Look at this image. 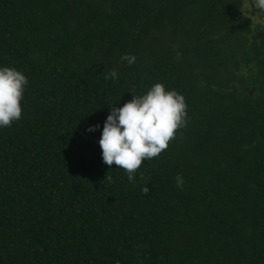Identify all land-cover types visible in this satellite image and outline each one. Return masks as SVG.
<instances>
[{
	"label": "trees",
	"instance_id": "obj_1",
	"mask_svg": "<svg viewBox=\"0 0 264 264\" xmlns=\"http://www.w3.org/2000/svg\"><path fill=\"white\" fill-rule=\"evenodd\" d=\"M241 6L0 0V67L29 80L0 128V264H264V13ZM155 83L188 124L129 182L99 140Z\"/></svg>",
	"mask_w": 264,
	"mask_h": 264
},
{
	"label": "clouds",
	"instance_id": "obj_2",
	"mask_svg": "<svg viewBox=\"0 0 264 264\" xmlns=\"http://www.w3.org/2000/svg\"><path fill=\"white\" fill-rule=\"evenodd\" d=\"M254 7L264 13V0H254ZM121 59L129 66L136 62L134 55L126 54ZM103 74L105 79L118 78L115 69ZM28 84V77L22 71L0 67V128L11 127L22 118V100ZM132 93L133 99L123 107H112L99 140L103 162L123 169L129 182H135L145 160L158 158L188 124L186 98L175 89L168 90L163 83H155L145 94ZM99 127V124L91 126L87 131L94 132ZM140 179L145 180L143 173ZM175 179L177 186L183 188L182 175ZM105 181L112 183V176L107 174ZM149 191L147 186L142 188L145 195Z\"/></svg>",
	"mask_w": 264,
	"mask_h": 264
},
{
	"label": "rangeland",
	"instance_id": "obj_3",
	"mask_svg": "<svg viewBox=\"0 0 264 264\" xmlns=\"http://www.w3.org/2000/svg\"><path fill=\"white\" fill-rule=\"evenodd\" d=\"M242 6L235 11L245 17H249L253 23H261L259 10L254 7V0H241ZM263 22V21H262Z\"/></svg>",
	"mask_w": 264,
	"mask_h": 264
}]
</instances>
